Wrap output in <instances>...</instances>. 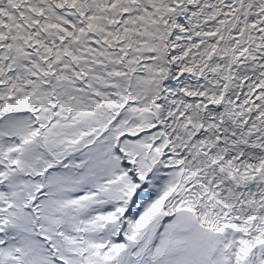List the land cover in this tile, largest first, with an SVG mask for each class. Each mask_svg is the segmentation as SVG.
<instances>
[{
	"label": "snow or ice",
	"instance_id": "snow-or-ice-1",
	"mask_svg": "<svg viewBox=\"0 0 264 264\" xmlns=\"http://www.w3.org/2000/svg\"><path fill=\"white\" fill-rule=\"evenodd\" d=\"M0 264H264V0H0Z\"/></svg>",
	"mask_w": 264,
	"mask_h": 264
}]
</instances>
